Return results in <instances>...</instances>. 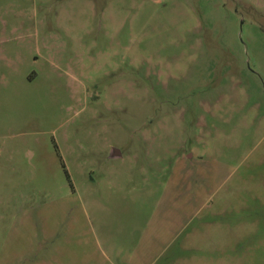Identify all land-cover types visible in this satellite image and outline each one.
I'll list each match as a JSON object with an SVG mask.
<instances>
[{"label":"rangeland","instance_id":"1","mask_svg":"<svg viewBox=\"0 0 264 264\" xmlns=\"http://www.w3.org/2000/svg\"><path fill=\"white\" fill-rule=\"evenodd\" d=\"M0 264H264V0H0Z\"/></svg>","mask_w":264,"mask_h":264}]
</instances>
